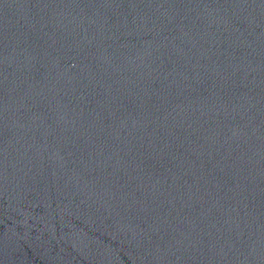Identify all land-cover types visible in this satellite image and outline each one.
<instances>
[{"label":"water","instance_id":"1","mask_svg":"<svg viewBox=\"0 0 264 264\" xmlns=\"http://www.w3.org/2000/svg\"><path fill=\"white\" fill-rule=\"evenodd\" d=\"M264 81V0H0V264H154Z\"/></svg>","mask_w":264,"mask_h":264}]
</instances>
